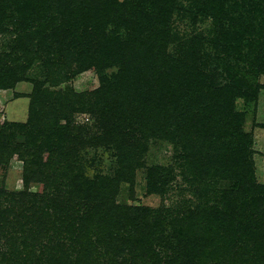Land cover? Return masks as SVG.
Segmentation results:
<instances>
[{
  "label": "rangeland",
  "instance_id": "1",
  "mask_svg": "<svg viewBox=\"0 0 264 264\" xmlns=\"http://www.w3.org/2000/svg\"><path fill=\"white\" fill-rule=\"evenodd\" d=\"M160 1L0 0V74L1 79L7 75L11 84L0 89V264H125L122 257L111 261L113 250L95 245L96 236L90 243L79 239V229L89 225L78 221L82 212L62 218L59 207L47 198L50 195L65 202L71 188L64 174H70L71 167L84 179L100 184L92 199L109 203L113 199L119 209L110 214L119 217L144 206L181 219L199 213L197 207L206 204L222 206L224 193L235 199L232 190L237 185L220 177L223 170L200 165L188 171L180 156V136L164 133L154 137L133 126V131L124 132L129 144L122 146L108 134L111 127L104 129L111 118L120 116L131 122L144 115V104L158 95L163 100L166 93L161 91L169 86L161 78L155 82L159 77L156 64L132 69L136 78L129 82L119 75L120 65L110 62V54H103L116 37L126 39L129 30L120 27L116 31L105 11L114 13L118 5L126 3L127 10L146 25V14L160 6ZM222 4L220 8L207 6L201 13L198 9L205 8L204 1L177 0L170 22L178 38L168 45L167 54L175 62L193 64L196 78H205L202 82L191 78L192 91H188L191 98L198 95L203 99L200 104L213 95L223 99L233 78L244 84L243 95L234 98L229 111L249 136L247 161L253 183L264 188V0H226ZM259 26L262 30L254 31ZM183 38H188L186 44ZM179 42L184 45L179 47ZM175 96L169 95V101ZM159 112L157 107L153 114ZM172 114L168 111L163 119L167 127ZM206 127L188 150L192 162V155H208L215 161L223 145L224 138L215 141L210 153H204L203 144L213 139L211 134L222 132L218 126L211 127L213 131ZM135 139L141 143L137 150L131 147ZM61 140L70 146L66 148ZM24 144H44L49 153L42 152L37 163L44 173L41 181L29 185L24 183L23 164L18 159L23 153L15 149ZM156 167L167 183L162 193L149 194L146 174ZM199 169L204 175L211 170L212 175L192 180L191 173ZM106 191L108 199L100 196L101 192L107 196ZM67 222L73 223L72 230ZM61 228L60 235L56 229Z\"/></svg>",
  "mask_w": 264,
  "mask_h": 264
},
{
  "label": "trees",
  "instance_id": "2",
  "mask_svg": "<svg viewBox=\"0 0 264 264\" xmlns=\"http://www.w3.org/2000/svg\"><path fill=\"white\" fill-rule=\"evenodd\" d=\"M176 1H160V6L146 14L148 18L146 25L138 20L136 14L127 10L126 3L118 5L114 13L105 11L111 18L109 22L116 26V31L120 27L129 30L126 39L118 40L116 37L109 51L103 54V56L110 54V57H107L110 62L120 65L119 75L129 82V79L136 78L131 73L132 69L137 67L139 69L142 66L143 70L144 65L149 69L151 64H156L158 67L155 71L158 72L159 77L155 82H160L161 78L168 82L169 86L161 91L166 93L163 100L159 99L158 95L157 98H152L144 104V115L137 116L131 122L124 121L120 116L116 119L111 118V124L105 125L104 129L111 127L107 130L108 134L114 139L121 140H116V142L122 146L129 144L128 136H125L124 132L133 131L134 129L131 128L133 126L143 129L142 133L150 132V135L154 137L164 133L180 136L183 138L180 142L183 154L180 156L185 158L188 171L197 169L200 165L210 166L214 170H223L220 177L234 181L237 185L232 190L235 199L229 197L230 193L227 195L224 193L222 206L211 207L206 204L201 209L197 207L199 213L192 212L181 219H174L168 215L163 216L144 206L133 210L130 216L125 211L119 217L110 214L111 211L113 213L119 209L114 205L113 199L111 203L101 198L92 199L93 190L99 193L100 184L93 183L91 180L84 179L82 175L74 173L72 167L68 170L70 174H64L68 176L66 184L71 188L70 195L64 199L65 202L50 195L46 196L51 199L53 205L59 207L58 215L62 218L65 214L70 218L73 213L82 212L78 221L88 222L89 225L86 229H79L80 235L76 231L79 239L90 243L92 236H96L95 245H102L103 249L109 251L113 250L111 258L113 262L122 257L125 264H208L209 260L212 261L211 264H264V188L255 186L253 183L252 167L247 161L250 159L247 152L249 136L241 131L240 122L229 111L234 98L243 95L240 89L244 84L240 81L236 83V79L233 78V85L227 87L226 96L223 99H220L218 95H213L208 97L204 104L199 103L203 99L198 98V95L192 98L188 95V91H192L191 78H194L195 82L199 80L202 82L205 78H196L197 68L193 64L190 65L183 61L175 62L167 54L168 45L178 38L170 22L171 15L176 8ZM203 1L205 8L198 9L201 13L202 10L207 11V6L213 4L220 8L223 6L222 3L226 2V0H196V3L201 4ZM260 30L262 28L259 26L254 31ZM247 31L251 34L254 32L250 29ZM187 39L183 38L184 44ZM183 43L179 42V47L184 45ZM233 49L235 52L238 51L237 47ZM188 60L194 62L192 57H186V61ZM7 70H11V67L8 66ZM13 75L15 74L11 76L12 81H15ZM7 79V75L1 79L0 74L1 90L11 87ZM151 89L154 91L156 87L152 86ZM169 95L176 96L169 101ZM202 96L205 99V96ZM220 102L224 104L219 105ZM157 107L160 108V112L153 114ZM168 111L173 113L170 117L172 118L170 127H167L168 125L163 121ZM206 126L210 129L218 126L222 132L219 135L215 132L211 134V139L212 137L213 139L203 144L208 151L204 153H210L211 146L222 138H224L223 145L219 146L215 161L208 155L200 158L192 155L191 158L195 159L192 162L187 154L188 150L192 147V141L204 133L201 128H208ZM210 129L207 133H210L212 130ZM132 133H129V139ZM137 140L132 141L131 145L135 150H137L136 145L141 147L140 140ZM62 142L66 148L70 146V143ZM28 145H19L15 148L23 153V156H19L18 159L23 164L25 185L41 181V177L44 176L37 163L41 158V153L47 148L44 144ZM45 152L49 154L48 151ZM135 161L137 158L134 159ZM34 169L36 173L30 171ZM192 173L191 179L197 181L212 175L211 170L205 172L204 175L202 169ZM185 177L188 179L187 176ZM166 183V176L159 167L150 168L147 171V193H162ZM106 194L107 196L101 192L100 196L108 199L107 191ZM242 196L247 197L243 199ZM67 209L69 212H66ZM92 223L94 224L91 231ZM66 224L70 230L73 229L72 222ZM56 230L59 234L63 231L62 228ZM82 255L84 258L88 256L87 253Z\"/></svg>",
  "mask_w": 264,
  "mask_h": 264
}]
</instances>
